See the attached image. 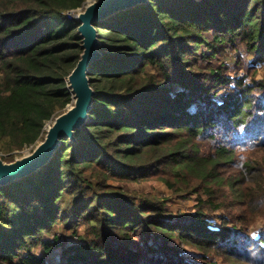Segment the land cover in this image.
Masks as SVG:
<instances>
[{"label": "trees", "instance_id": "16d2710c", "mask_svg": "<svg viewBox=\"0 0 264 264\" xmlns=\"http://www.w3.org/2000/svg\"><path fill=\"white\" fill-rule=\"evenodd\" d=\"M87 1L0 0L5 161L32 152L73 103L67 79L83 50L66 14ZM95 26L90 119L40 171L0 186V264H49L38 251L55 248L58 264H264V225L259 238L244 228L264 220V0H150ZM229 48L252 56L246 76L221 62ZM150 179L198 194L197 211L172 214L112 184ZM227 187L251 218L216 227Z\"/></svg>", "mask_w": 264, "mask_h": 264}, {"label": "water", "instance_id": "95a60500", "mask_svg": "<svg viewBox=\"0 0 264 264\" xmlns=\"http://www.w3.org/2000/svg\"><path fill=\"white\" fill-rule=\"evenodd\" d=\"M150 0H93L78 13L76 22L82 38V54L76 68L68 76L67 83L73 95L69 108L51 122L44 140L35 149L14 161H5L0 154V186L20 181L45 167L54 157L61 143L70 139L76 143L75 134L82 130L90 119L97 96L91 85L89 67L102 58L96 23L115 13L148 4Z\"/></svg>", "mask_w": 264, "mask_h": 264}, {"label": "rangeland", "instance_id": "374dc122", "mask_svg": "<svg viewBox=\"0 0 264 264\" xmlns=\"http://www.w3.org/2000/svg\"><path fill=\"white\" fill-rule=\"evenodd\" d=\"M93 0H88V3H91ZM228 54L221 57V62L224 64L229 65V73L231 76L239 78L241 76H246L248 74V66L253 65V58L252 56L248 55L243 48H240L239 50H233V49H228L227 50ZM242 55L244 59L246 60L245 65H238L237 61L239 56ZM264 78V63H261L260 65H257L256 67V79L261 80ZM248 81H250V78H248ZM69 106L67 107V109ZM51 122H49L46 126V129L48 125ZM46 132V131H45ZM45 136V135H44ZM204 152L206 151L205 145L203 146ZM31 152V148H28L24 150V152H16L14 153L16 158L21 157L20 155H26ZM3 158L8 159V155H2ZM258 158V157H257ZM262 160L261 162L264 163V155L260 154L258 160ZM258 167V165H256ZM227 176L229 175L231 179L233 180H241L243 178L239 177V174L237 171L231 170L229 172H226ZM253 177H248L247 180L251 183ZM115 186H122L126 191L129 193H132L136 195L139 198H156L160 200H165L166 202V208L172 213V214H190V213H195L197 211V206L199 203V195L194 194L190 195L188 197H180L176 194H174L166 185L163 181L159 179H150L148 181H142V182H131V183H112ZM239 183L235 182V185L237 187ZM221 189L223 191V186H221ZM226 195L223 197V193L219 196L220 200L225 201L227 203V208L220 211L219 213H214L213 218L211 221L214 223L216 227H220L222 224V221L220 219V216H224L226 214L229 215L231 218L229 222H231V225L234 224L233 221L236 222V220H241V219H246L251 218L250 213L246 211V206L245 204V199L241 198L240 202L237 201L235 195L232 193L231 188H225ZM206 198V196L204 197ZM238 204V205H236ZM227 217V216H226ZM243 221V220H242ZM244 222V221H243ZM247 225L244 228H249L251 230L252 235L255 238H259L258 234H260L263 225H264V220L263 219H256L254 222H245ZM244 225V224H243ZM249 226V227H247ZM214 227V226H213ZM58 233L63 235V228L60 227L58 229ZM187 249L188 253L190 256H198L199 252L189 248L188 246H185ZM39 254L44 255L46 259L49 261V264H58L60 261V255H61V249L60 248H55L51 252H46L43 249H40L38 251ZM222 260H219V264H224L222 263Z\"/></svg>", "mask_w": 264, "mask_h": 264}, {"label": "built area", "instance_id": "2783aa9c", "mask_svg": "<svg viewBox=\"0 0 264 264\" xmlns=\"http://www.w3.org/2000/svg\"><path fill=\"white\" fill-rule=\"evenodd\" d=\"M83 8H84V7H83ZM83 8H79V9H77V10H72V11L68 12V13L66 14V17H67L68 19H70V20H75V21H76V18H77L78 13H80V12L83 10Z\"/></svg>", "mask_w": 264, "mask_h": 264}]
</instances>
